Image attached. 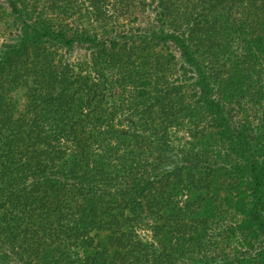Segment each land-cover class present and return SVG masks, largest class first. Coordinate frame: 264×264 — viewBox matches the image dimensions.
I'll list each match as a JSON object with an SVG mask.
<instances>
[{
	"label": "trees",
	"instance_id": "trees-1",
	"mask_svg": "<svg viewBox=\"0 0 264 264\" xmlns=\"http://www.w3.org/2000/svg\"><path fill=\"white\" fill-rule=\"evenodd\" d=\"M0 40V264H264V0H0Z\"/></svg>",
	"mask_w": 264,
	"mask_h": 264
},
{
	"label": "rangeland",
	"instance_id": "rangeland-1",
	"mask_svg": "<svg viewBox=\"0 0 264 264\" xmlns=\"http://www.w3.org/2000/svg\"><path fill=\"white\" fill-rule=\"evenodd\" d=\"M153 19H154V12H152L151 10H148V11H146L145 13H143L140 17H139V19H138V22L137 23H135L134 25H142V26H145V25H149L148 24V22L149 21H153ZM11 36L12 35H9L8 34V32L6 33V34H4L2 37H1V40L3 41H6V40H10L11 39ZM14 37V36H13ZM0 40V41H1ZM173 53H174V55L176 56V58H177V61L176 62H178L179 64L182 62V59H181V57H180V53H179V51L175 48V47H171V49H170ZM87 54V52H86V50H85V48H83V47H80V46H78V47H76V49L74 50V52L72 53V56H70V60L71 61H82L83 60V58H85V55ZM139 233L141 234V236L143 237V238H147V237H150V232H149V230H144V229H141L140 231H139ZM214 243H218V241H214ZM215 252H214V255H215V257H217V259L218 260H221V256H222V251H221V249H219L218 248V245H216L215 246ZM227 251H230V248H227ZM229 258H232V256H231V254L229 253ZM228 258V259H229Z\"/></svg>",
	"mask_w": 264,
	"mask_h": 264
}]
</instances>
